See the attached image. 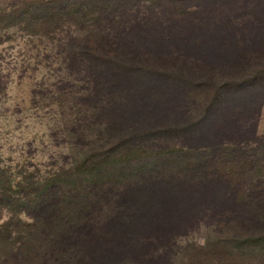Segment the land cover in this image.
Here are the masks:
<instances>
[{
  "label": "rangeland",
  "instance_id": "rangeland-1",
  "mask_svg": "<svg viewBox=\"0 0 264 264\" xmlns=\"http://www.w3.org/2000/svg\"><path fill=\"white\" fill-rule=\"evenodd\" d=\"M16 1L0 0V6ZM182 2L156 3L155 8H166L167 18L161 15L153 26L164 29L165 20L180 24L168 9ZM185 5L198 9L185 16L183 40L165 43L137 36L124 48L132 58L101 69L91 65L87 70L77 29L67 21L50 36L30 34L22 17L0 22V168L23 182L21 190L32 199L40 196L64 206L66 196L78 193L79 206L86 204V221L97 222L91 230L97 234V227H109L110 221L137 223L129 228L132 234L119 238L117 257L105 253L107 258L94 264H139L123 249L131 235L144 236L151 264H264V0H186ZM83 79L106 81L98 91L113 103L111 119L122 132L131 128L143 135L129 146L136 158L111 159L101 175L92 164L95 156L86 169L71 166L82 153L81 130L96 129L83 105L78 126L68 122L80 102L70 92ZM102 141L110 143L104 152L113 146L111 139ZM223 146L248 156L234 158L241 171L230 181L210 174V160ZM171 151H180L183 163L182 180L175 182H167L168 172L160 167ZM190 160L192 167H187ZM114 162L115 167H105ZM34 176L55 180L43 182L33 196L28 188ZM97 181L105 186L93 192ZM155 188L175 192L183 224L167 232L164 226L160 233L139 232L146 220L135 215L121 193H150L152 199L144 205L152 217ZM8 196L17 197L10 192L0 198V224L15 216L28 221L21 208L33 203H10ZM0 258L15 262L6 249L0 248Z\"/></svg>",
  "mask_w": 264,
  "mask_h": 264
},
{
  "label": "trees",
  "instance_id": "trees-1",
  "mask_svg": "<svg viewBox=\"0 0 264 264\" xmlns=\"http://www.w3.org/2000/svg\"><path fill=\"white\" fill-rule=\"evenodd\" d=\"M166 1L169 0H19L0 6V22L22 17V23L30 29L32 28L30 34L50 36L56 31L57 25L67 21L77 29L75 36L83 45L79 48L81 53L86 54L89 66L86 67L87 70L94 68L91 65H95L96 69H101L103 65L109 67L117 64V66H121L123 65L122 60L132 58L133 55L124 53V48L129 41L135 40L137 36L149 41L165 43L178 42L175 41L176 39L183 40L181 25L184 24L185 16L194 14L198 6H186V0H182L180 6L175 4L171 9H168L171 11L173 19H177L180 24L176 22L173 26L172 21L165 20L161 26L164 29L156 28L153 24L155 21L161 20V15L166 17L164 11L166 8L159 10L155 8V4L159 2L163 5ZM0 28H2V24H0ZM140 28L141 33L139 32ZM83 41L86 45L82 43ZM80 81L83 84L70 92L80 102L76 103L78 111L70 114L68 122L72 127L78 126V121L81 119L78 117L80 114L79 105H83L82 111L88 116L86 117L87 121L90 126H94L96 129L94 133L91 132L90 127L86 128V132L85 129L81 130L85 138V141L81 143L82 153L71 166L74 169L79 167L86 169V165L90 164L89 158L95 156L96 160L92 164L101 175L102 167L109 164L111 159L120 158V160L126 161L136 158L135 154L130 153L129 146L133 142H139L141 138L137 140V137L143 135L139 132H130L131 128L122 132L115 120L111 119L110 110L113 109V103L102 99L98 91V87L106 81L102 82L97 79ZM60 83L63 82L60 81L56 84L58 88H60ZM61 97L57 102L59 105L64 101V99H60ZM95 137L98 138L96 141ZM103 139H111V143H113V146L106 152L102 150V147L110 143L102 141ZM254 143L257 144V142ZM232 147L223 146L222 150L215 154L214 159L210 160L212 167L209 169L212 177L230 181L233 175L241 171L240 167L233 165V160L235 157L242 160L240 157L247 158L248 156L240 155ZM179 154L180 151H171L168 154V156L170 155L168 159L160 160L162 162L160 167L168 172L166 174L167 182L168 180L175 182L174 179L182 180L183 163ZM245 161L242 162L245 163ZM186 166L192 167V160L186 163ZM105 167L113 168L115 162ZM61 169L63 168L59 170ZM107 172L109 174V171ZM160 173L164 174L161 171ZM53 174L57 175V172ZM162 178L164 177L162 176ZM35 180L34 185L28 188L31 189V193H34L33 196H36L38 190L46 185L43 182L51 183L55 179L35 177ZM0 186L1 199L11 192L17 197L8 196L10 203H33L30 208L29 206L21 208V213L28 217V221H23L20 217L15 216L0 224V248L12 252L15 258L13 264H94L93 262L97 258L105 260L107 258L105 253L110 254L113 259L121 251L122 245L119 241L121 235H130L132 233L129 228L137 227L134 219L129 220L128 218L123 221L124 223L114 220L110 221L109 227L98 226L99 228L97 227L96 230L100 231L97 234L91 231L95 229L97 222L86 221V212L84 211L86 204L84 206L83 203L79 206L76 200L78 193L64 197V206L60 202L50 201L40 196L32 199L29 197L30 194L26 193L27 191L21 190L23 182L17 183L15 179L9 178L2 168H0ZM103 186L105 184L97 181L92 187V191L103 190ZM153 190H157L153 194L154 200L157 201H154L151 208L153 219L148 216L146 207L148 204L144 205L146 201L152 199L150 193L142 192L141 197L139 196L140 199L135 191L127 193V196L125 192L121 193L123 198L126 197L130 201V209H136L135 215H138V218L141 215L146 220L139 224V232L150 230L160 233L163 226L166 232L172 228H179V223L183 224L185 214L182 213L184 210L176 203L178 196L169 188L167 191L163 189V192L157 188ZM16 212L18 209L12 210L13 215H17ZM87 229L89 234L86 232ZM142 238H144L142 235L138 238L131 235L123 249L127 255H130V261L137 259L139 264H151L153 256L150 254V250H146L147 243ZM112 239L113 241H111ZM0 264L8 263L0 258Z\"/></svg>",
  "mask_w": 264,
  "mask_h": 264
}]
</instances>
